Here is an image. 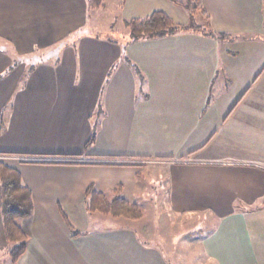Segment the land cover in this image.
<instances>
[{
	"label": "crops",
	"instance_id": "obj_1",
	"mask_svg": "<svg viewBox=\"0 0 264 264\" xmlns=\"http://www.w3.org/2000/svg\"><path fill=\"white\" fill-rule=\"evenodd\" d=\"M194 5L207 16L203 46L180 30L129 38L126 47L83 32L86 0H0V41L50 44L23 83L26 63L0 45V163L17 172L33 206L17 221L27 243L15 263L0 215V264H167L131 228L98 225L86 208L90 186L109 200H149L146 174L167 211L220 218L203 238L208 259L264 264V114L240 116L242 132L257 134L255 148L251 134L235 154L224 132L241 101L226 100V90L234 81H264V47L235 61L222 58L241 51L217 44L264 40V0ZM118 7L124 24L162 12L184 27L190 17L171 0H120ZM213 89L219 97L208 109Z\"/></svg>",
	"mask_w": 264,
	"mask_h": 264
},
{
	"label": "rangeland",
	"instance_id": "obj_2",
	"mask_svg": "<svg viewBox=\"0 0 264 264\" xmlns=\"http://www.w3.org/2000/svg\"><path fill=\"white\" fill-rule=\"evenodd\" d=\"M119 2L120 0H105L104 7L95 11H90L83 32H87L94 37L116 41L127 47L130 35L128 28L121 19L120 10L118 9ZM178 2L182 3L186 12L188 11L192 14L189 17V22L183 28L186 27L187 31L196 34L197 43L203 46V44H205L203 41H206L208 36L205 27L206 21L203 16L198 13L200 8L195 7V2H193V0H178ZM56 35V33L51 34L50 42H52V38L54 39ZM217 41L220 49L225 51L235 50L239 53L241 51L238 56L235 53L234 57L231 58L230 56H224V58H222L223 60L233 59L235 61H246L248 58L245 56L247 53L245 55L243 54L244 51L253 52L264 47V40L260 39V37H256L255 39L250 38L245 41L232 39H218ZM8 42L6 40H1L0 45H6L8 51H10L9 53L12 55L15 54V58L26 63V67L32 63H37L39 61L43 62L44 57L41 55L42 53L45 54L50 47L49 40L45 41L43 39L36 42L34 48H28V41L20 42L18 46H16V43L14 42ZM38 47H43V49L40 50ZM34 53L37 54L32 58V54ZM251 61H253V59H251ZM27 69L28 67L25 69V75L23 74L24 76L20 83H23V80H25ZM219 71L217 75L218 78L221 77V71ZM254 80L252 78L249 82L240 85L237 81H234L233 88H228V90H226L227 93H225V95L228 94L226 100H228L229 97L241 100L237 109L234 110L235 116L230 117L229 120V122L234 125L226 127L224 131L231 136L232 141L234 142L233 150L235 151V154L239 153L238 151L241 149L242 142H247L252 134L248 133V131L242 132L245 129L244 124L246 122H244L240 116L245 115L246 113L252 115L259 113L264 114V104L261 102V100H264V81L259 80L258 82H254ZM217 91L218 90L213 89L208 109L213 107L214 102L217 100L216 98L219 97ZM219 104H222V102ZM219 104L214 106V108H217L218 106L220 108L221 105ZM229 107L230 106H228V108ZM254 123L257 124L258 121ZM202 125H205V121H202ZM252 135L255 137L251 139L249 144L251 148H255L257 147V134L254 133ZM228 143L230 145L227 147L231 150L233 143ZM223 149H225V147L217 148L215 151L220 152ZM227 157L233 160L244 159L242 156L228 155ZM249 160L259 161L258 158L255 157L252 159L249 158ZM155 177L159 178L158 174H155ZM160 177L162 178L163 176ZM144 178L147 179V184H149L150 187H153L152 190V188L150 189L148 186V192H150V194L147 196L149 200L138 201L137 204L126 201V203L134 205L137 208L138 215L136 217L111 218L97 213L92 214V219L98 222V225L107 224L111 227L131 228L135 234H137L139 241L142 244V248L147 251L156 250V252L163 254V256L167 255L164 256L167 264H216L205 255V250H203V238L216 229L220 218L207 216L201 213H198L195 216H186L167 211L164 206L166 205L165 201H162V196L157 194L158 190L156 188V183L149 181L148 174L144 175ZM107 200L111 201L109 199ZM255 252L260 254L258 250H255ZM217 263L220 264L219 262ZM152 264H154V260L152 261ZM155 264H158V262L156 261ZM233 264L239 263L233 261Z\"/></svg>",
	"mask_w": 264,
	"mask_h": 264
},
{
	"label": "trees",
	"instance_id": "obj_3",
	"mask_svg": "<svg viewBox=\"0 0 264 264\" xmlns=\"http://www.w3.org/2000/svg\"><path fill=\"white\" fill-rule=\"evenodd\" d=\"M171 1L185 9L178 0ZM193 2L196 4L199 0H193ZM104 3L105 0H86L89 11L102 8ZM198 13L206 21L207 29L208 21L204 9H200ZM125 25L129 30L131 40L161 37L180 30H187L186 27H179L173 23L162 12H154L145 18L127 21ZM86 208L90 214L98 213L111 218L136 217L138 215V210L134 205L126 203L123 198L118 196L108 201L106 196L97 192L93 186L88 187L86 191ZM32 212L31 195L28 189L22 185L20 176L13 169L0 163V215L5 240L9 246L8 257L12 263H15L24 253L27 243V236L18 227L17 221L29 218Z\"/></svg>",
	"mask_w": 264,
	"mask_h": 264
}]
</instances>
